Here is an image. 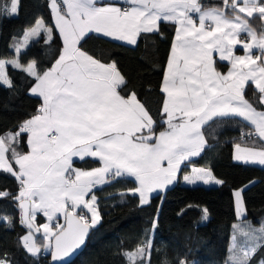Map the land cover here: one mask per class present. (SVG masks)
Instances as JSON below:
<instances>
[{"label":"snow or ice","instance_id":"6c2138e0","mask_svg":"<svg viewBox=\"0 0 264 264\" xmlns=\"http://www.w3.org/2000/svg\"><path fill=\"white\" fill-rule=\"evenodd\" d=\"M50 0L54 23L41 18L14 47L17 55L0 60V84L13 87L7 68L24 74L29 94L41 100L35 114L14 130L0 133V171L18 182L12 197L28 229L21 237L23 247L35 255L39 248L36 233L43 234L52 259L68 256L84 243L88 229L101 217L93 189L127 175L137 186L130 189L140 205L150 194L173 183L182 165L198 157L207 146L206 127L221 118L239 117L254 126L261 147L235 143L234 160L264 165V24L260 31L250 23L264 21V0H223L221 8H205L199 0ZM20 0H9L0 12L18 14ZM192 13L198 14L197 21ZM255 14V15H254ZM176 25L166 71L160 88L163 93L160 121L127 88V81L115 62L103 63L82 48L90 33L100 34L135 46L142 34L158 33L160 22ZM47 33L62 41L58 57L41 70L36 59L23 63L22 49L33 37ZM247 33L251 42L241 40ZM241 45L245 55L234 54ZM262 55H252L253 48ZM227 62L226 74L217 71L213 53ZM259 62V63H258ZM252 82L258 91L255 103L246 99ZM125 94L122 95L121 93ZM166 125L157 133V127ZM253 135L252 132L241 136ZM27 151L21 150V146ZM98 160L91 170L73 167V158ZM183 179L189 183L222 184L211 169L192 168ZM244 189L236 190L237 215L243 216ZM12 196L0 192V198ZM87 197V198H86ZM91 213L90 219L84 214ZM207 219V209L203 210ZM42 213L45 223L36 224ZM63 223H60V217ZM0 220L11 221L9 217ZM239 227V226H234ZM243 232L245 245H237L234 234L226 264H250L257 249L264 247V223L259 229ZM155 228V221L153 222ZM152 241L125 252L128 264H150ZM0 264H10L0 258ZM180 264H185L181 261ZM259 264H264V259Z\"/></svg>","mask_w":264,"mask_h":264},{"label":"trees","instance_id":"16d2710c","mask_svg":"<svg viewBox=\"0 0 264 264\" xmlns=\"http://www.w3.org/2000/svg\"><path fill=\"white\" fill-rule=\"evenodd\" d=\"M7 3L9 0H0V6ZM199 3L203 7L223 6V0H199ZM41 18L46 25L53 23L49 0H20L18 14L0 12V60L17 55L14 45L22 41L26 30ZM250 23L260 31V20L250 18ZM174 31L175 24L161 21L158 33L142 34L135 46L90 33L82 41V48L101 62H115L127 81V88L137 94L139 101L159 122L163 98L161 81ZM46 40L47 33L31 38L29 46L21 51V61L27 63L36 59L41 70L50 67L62 42L58 33L50 42L45 43ZM219 64L225 65L223 62ZM7 71L13 87L0 84V133L14 130L35 114L41 103L39 98L29 94L30 84L23 73L11 65ZM254 93L258 95L255 87L248 84L246 98L255 103ZM210 124L204 133L207 141L204 151L187 161L181 172L190 165H204L223 181L222 184L205 186L177 182L150 196L149 203L144 205H140L138 196L129 191L135 186L132 177L123 176L96 186L89 195L96 196L101 219L91 226L84 248L67 264H128L124 253L135 251L146 239L152 241L150 264H180L181 261L185 264H226L237 220L234 189H244L245 215L241 218L244 222H241L245 226L264 223V166L240 162L232 157V149L237 142L261 145L256 135L240 137L242 131L245 134L253 131L243 120L238 117L221 118ZM165 126H158L157 131ZM21 150L28 149L22 145ZM73 164L87 169L98 166L99 161L76 159ZM5 191L12 196L0 198V217H9L11 223L0 220V258H6L10 264H50L49 250L42 254L44 249L41 248L38 254L33 255L23 247L21 235L28 229L21 223L20 210L12 199L18 194V182L0 171V192ZM204 209H207V219L202 218ZM84 213L87 214L86 210ZM44 219L43 214L38 213L36 224L40 225ZM35 237L43 246L41 233H36ZM262 259L264 247L257 249L250 264H259ZM145 264H148L147 260Z\"/></svg>","mask_w":264,"mask_h":264},{"label":"crops","instance_id":"0c3cea01","mask_svg":"<svg viewBox=\"0 0 264 264\" xmlns=\"http://www.w3.org/2000/svg\"><path fill=\"white\" fill-rule=\"evenodd\" d=\"M98 2H103V0H98ZM120 3L122 4V6H127V4L124 2V0H120ZM49 4H50V0H49ZM205 8H218V7H213V6H209V7H205ZM192 16H193V19L194 20H196L197 21V24H198V14H196V13H192L191 14ZM52 16V15H51ZM52 20H53V18H52ZM262 22V24H264V21H261ZM53 23H54V21H53ZM175 28H176V25H175ZM94 34H96V33H94ZM97 35H100V34H97ZM100 36H102V35H100ZM174 36H175V31H174V34H173V38H172V41H171V46H172V43H173V40H174ZM242 36V37H241ZM106 38H108V37H106ZM241 40H244V41H246V42H251V40H250V38L248 37V35H247V33H241L240 34V37H239ZM61 39V38H60ZM109 39H111V38H109ZM62 42V41H61ZM120 42H122V41H120ZM122 43H125V42H122ZM126 44V43H125ZM171 46H170V49H171ZM234 54L235 55H238V56H243V55H245V52H244V49H243V47L241 46V45H237L236 46V48H235V50H234ZM261 54V50L259 49V48H253L252 49V55H253V58L255 59V57L256 56H259ZM169 55H170V50H169V53H168V57H167V60H166V64H167V61H168V59H169ZM58 57V56H57ZM56 57V58H57ZM213 57H214V59H215V61H216V68H217V71H219V72H221V73H224V74H226L227 72H228V70H229V65L227 64V62H223V61H219V58H218V53H213ZM219 62H223V63H225V65L224 66H221L220 64H219ZM103 63H105V62H103ZM259 63V62H258ZM166 64H165V68H164V71H163V77H164V75H165V71H166ZM163 77H162V81H163ZM162 81H161V85H162ZM249 84H251V85H253V87H255V85L252 83V82H249ZM247 100H249L248 98H246ZM250 101V100H249ZM251 102V101H250ZM254 103V102H253ZM239 118V117H238ZM241 120H243L242 118H240ZM244 121V120H243ZM247 125H249L250 127H251V129L253 130V132H254V126H252L249 122H247V121H244ZM165 128H166V126L163 128V129H161V130H159V131H163V130H165ZM159 131H157V133L159 132ZM255 134V133H254ZM256 135V134H255ZM257 136V139H258V141H260V139H259V137H258V135H256ZM261 142V141H260ZM237 143H240L241 144V146L242 147H255V148H260L261 147V145H256V144H246V143H242V142H237ZM234 154H235V148H234V146H233V149H232V157H234ZM194 158V157H193ZM76 159H79V158H76V157H74L73 158V161L74 160H76ZM192 159V158H191ZM234 159V158H233ZM187 162V161H186ZM185 162V163H186ZM240 162H243V161H240ZM254 164H259L258 162L257 163H254ZM184 165V164H183ZM182 165V166H183ZM259 165H261V164H259ZM101 166V164H100V162H99V164H98V166H96V167H100ZM264 166V165H263ZM73 167L74 168H77V169H82V170H91V169H94V168H96V167H93V168H87V169H85V168H79V167H76L74 164H73ZM206 168V169H209V167H207V166H204V165H190L186 170H184L183 172H180V173H178L177 174V177H176V179L173 181V183H171V184H169L165 189H160V190H157V191H154L153 193H151L150 194V196H152L153 194H156V193H160V192H163V191H165L167 188H169L170 186H172V185H174L175 183H177V182H180L181 184H184V185H196V184H201V185H205V186H209V185H218V184H216V183H214V182H212V183H208V184H205V183H203V181H199V180H197L196 182H194V183H189V182H187V181H185L184 179H183V176L184 175H189V174H191V169L192 168ZM125 176H127V175H125ZM214 176V175H213ZM130 177V176H129ZM216 179H218V180H220L219 178H217L216 176H214ZM134 180H135V178L134 177H132ZM221 181V180H220ZM137 186V184H136V181H135V186L133 187V188H135ZM132 188V189H133ZM138 196V195H137ZM87 198V197H86ZM139 198V197H138ZM233 200H234V210H235V215H236V203H235V196H234V190H233ZM244 206V205H243ZM245 209V208H244ZM86 212H87V210H86ZM87 215V217L90 219V217H91V213H87L86 214ZM236 217H237V215H236ZM45 218V217H44ZM241 218L242 217H240V218H238L237 217V220L234 222V225L235 224H237L238 222H240V221H243V220H241ZM45 220V219H44ZM60 223H63V217L61 216L60 217V221H59ZM244 222V221H243ZM246 225H248V224H246ZM42 232V231H41ZM42 234V233H41ZM231 239H232V237H231ZM232 241V240H231ZM231 241H230V243H231ZM46 243V241L45 240H43V249L45 250V251H47V249L44 247V244Z\"/></svg>","mask_w":264,"mask_h":264},{"label":"rangeland","instance_id":"374dc122","mask_svg":"<svg viewBox=\"0 0 264 264\" xmlns=\"http://www.w3.org/2000/svg\"><path fill=\"white\" fill-rule=\"evenodd\" d=\"M35 26V25H34ZM34 26H32V27H34ZM32 27H30V28H28L27 30H26V32L28 31V30H30ZM23 40V39H22ZM17 54V53H16ZM16 56V55H15ZM14 56H10V57H3V58H1V60H10V59H12ZM240 189H242V188H237V189H234V192L236 191V190H240ZM235 203H236V197H235ZM242 210H243V216L245 215V209H244V206L242 205ZM236 215H237V208H236ZM242 216V217H243ZM237 217L238 218H240L241 216H238L237 215ZM45 222H47L46 221V217H45V220L40 224V225H42L43 223H45ZM250 225H251V228H253V229H259L260 227H261V225H257V224H254V223H249ZM235 226H239V227H234L233 228V235L235 234L236 235V237H237V245H238V247H243L244 245H245V241H246V237L243 235V232H247V231H249V229L245 226V224L244 223H242L241 221L240 222H238L237 224H235ZM27 232H28V230L25 232V233H23L22 235H21V237H23L24 235H26L27 234ZM42 233V232H41ZM42 236H43V234H41ZM233 235H232V238H233ZM232 240V239H231ZM47 243V242H46ZM36 244H37V247L39 248V250L41 249V248H43V246L42 245H39L38 244V242L36 241ZM231 245H232V241H231ZM47 250H49V248H46ZM129 252H132V251H129ZM39 253V251L36 253V254H38ZM32 254V253H31Z\"/></svg>","mask_w":264,"mask_h":264},{"label":"water","instance_id":"95a60500","mask_svg":"<svg viewBox=\"0 0 264 264\" xmlns=\"http://www.w3.org/2000/svg\"><path fill=\"white\" fill-rule=\"evenodd\" d=\"M20 218H21V212H20ZM63 222H64V221H63ZM90 230H91V227L88 229V232H87V235H86V237H85L84 243H83L82 245H80V247L74 249L72 252H70V253L68 254V256L63 257L62 259H60V260H58V261H53V259H52V251H53V249L50 248L49 251H48V254H49V263H50V264H67V263H69L70 261H72V260L78 255V253L84 248Z\"/></svg>","mask_w":264,"mask_h":264},{"label":"built area","instance_id":"2783aa9c","mask_svg":"<svg viewBox=\"0 0 264 264\" xmlns=\"http://www.w3.org/2000/svg\"><path fill=\"white\" fill-rule=\"evenodd\" d=\"M242 37V36H241ZM252 133H253V135L252 136H255V134H254V132L253 131H251ZM240 137L242 138V136H241V134H240ZM244 137V136H243ZM85 214V213H84ZM46 253V251H42V254H45Z\"/></svg>","mask_w":264,"mask_h":264}]
</instances>
